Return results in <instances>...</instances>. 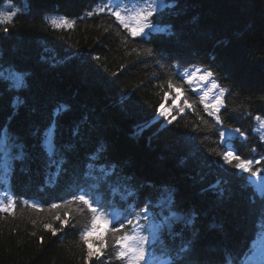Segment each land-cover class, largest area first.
Segmentation results:
<instances>
[{"label":"trees","instance_id":"16d2710c","mask_svg":"<svg viewBox=\"0 0 264 264\" xmlns=\"http://www.w3.org/2000/svg\"><path fill=\"white\" fill-rule=\"evenodd\" d=\"M162 1L173 8L153 19L160 31L136 37L96 12L105 0H25L0 26V70L26 81L16 89L0 76V141L13 157L6 187L0 152V191L16 199L14 211L0 212V264H124L116 241L130 226L113 235L115 225L99 221L88 244L81 239L91 218L75 199L82 192L106 216L147 206L157 219H175L151 249L156 261L165 253L172 264H244L255 251L264 235L254 227L264 223L258 190L235 160H223L221 125L179 73L213 72L226 89L222 126L244 133L231 145L263 172L255 117L264 120V0ZM52 16L75 24L56 28ZM169 79L191 107L165 124L157 115L174 91Z\"/></svg>","mask_w":264,"mask_h":264},{"label":"snow or ice","instance_id":"6c2138e0","mask_svg":"<svg viewBox=\"0 0 264 264\" xmlns=\"http://www.w3.org/2000/svg\"><path fill=\"white\" fill-rule=\"evenodd\" d=\"M160 8V4L157 0H133L131 6L127 4H122L120 0H105V4L103 7H100L96 10V12H103L106 9L110 13L111 16L115 17L116 21L126 29L133 37L140 36L145 33L146 29H154V22L152 17L157 14L158 9ZM20 12L19 8L13 10V6L9 3L7 10L0 11V25H9L13 23L14 18ZM96 13L89 12L88 15H94ZM52 26L56 28H72L75 24V21H69L67 18H53L50 20ZM4 32L8 31L7 27L3 28ZM213 72L208 69H201L200 67H194L188 71H183L179 73L180 79L189 85H193L192 90L196 91L197 88L194 85V81H205L207 82L208 78L213 77ZM15 83H12L10 86L19 87L22 85V78L20 76L15 77ZM169 89H174L179 93V88L173 84L172 80H168ZM213 89H217V92L209 98V92ZM226 89H223L219 86L215 79L211 80L210 86L204 89L199 93L198 99L201 104L204 105V110L207 111L209 116H213L215 119L216 125H221V128L218 129L220 136L224 138L222 142L225 144V149L223 153V160L232 164L233 160L236 161L234 167L241 172L250 173L248 179L255 184L256 189L258 190V196L261 198L262 206H264V176L261 175V169L257 168L253 171V163L260 164V160L253 159H244L241 158L240 155L236 154L238 149L231 145V139L235 134H239L240 136H244V133L241 132L239 128L228 130L222 126L223 122L221 120L220 108L224 105V101L222 97L224 96ZM165 98H167V93L165 94ZM179 98V95L177 96ZM187 104V101H185ZM163 105H161V108ZM191 107V105H188ZM184 109H180L179 111L183 112ZM160 116L167 118V113L165 111H159ZM255 120L257 121V130L264 131V120L261 119L260 116H256ZM171 120H168V123H171ZM215 127V125H214ZM51 139L50 143L55 146L54 133H49ZM247 139V137H244ZM260 139H264V135L260 137ZM264 159V157H262ZM252 178H255L254 180ZM75 199L79 201L82 205L87 206L88 210L91 213L90 218V227H87L80 235L81 239L85 244H88V236L93 232L97 231V223L99 221H103L104 223H113L115 227L112 229L113 235L120 232L121 228L127 227L131 225V232L123 233L121 236L117 238V244L120 245L119 249L116 251L115 255L117 259H120L124 262V264H157L155 260V252L150 250L149 245L153 244V241L149 239L148 235H143L142 232L146 229L141 225V215L139 213L130 212L126 216L121 217H112L111 219L105 215L104 212L99 211L98 202L94 201L91 198V194L88 192H82L78 194ZM25 205H29L37 210H39L40 205L35 202L24 201ZM70 203V202H69ZM94 203L97 206L94 207ZM16 207V199L15 197L8 191L4 192V195L0 197V212H12ZM52 208L60 207L59 204L53 203L51 205ZM149 211L148 207L145 206L142 209L143 213H147ZM262 217H264V212H262ZM57 220L61 218L59 216L56 217ZM61 223H66V221H61ZM44 227L49 229L53 235L56 234L57 229L53 228L51 224H45ZM151 227V226H149ZM259 231L264 232V223H260L254 226ZM150 235L154 236V233H150ZM254 242V240L252 241ZM264 243V240H262ZM94 255L91 250V246H89L87 257L91 259ZM246 255V253H241V260ZM168 264H172V261L169 260ZM225 264H233L232 258H226ZM261 264H264V261H261Z\"/></svg>","mask_w":264,"mask_h":264},{"label":"rangeland","instance_id":"374dc122","mask_svg":"<svg viewBox=\"0 0 264 264\" xmlns=\"http://www.w3.org/2000/svg\"><path fill=\"white\" fill-rule=\"evenodd\" d=\"M120 2L122 4H127V5L131 6L133 3V0H120ZM157 2L160 4V8L158 9L157 14L152 17V20L155 17L161 15L163 12L173 8L172 4L167 2V1L157 0ZM9 3H11V5L13 6V10H15L16 8L23 10V9H25L24 6L26 5L25 0H1L0 11L7 10ZM103 6H104V4L99 6L98 8L103 7ZM103 13H107L108 15H110V13L108 12L107 9L105 11H103ZM53 18L59 19L62 17L52 16L50 18V20ZM113 18L115 19V17H113ZM150 31H160V28L154 23V29H146L144 34H146L147 32H150ZM0 76L5 78L6 80L11 81L12 83L16 82L15 81L16 76H20L22 78V85L19 87H15V88L19 89V88L26 86L25 76L21 73H17L16 71L11 70V69L6 68V70H0ZM211 80H212L211 77L208 78L207 82L197 80V81H194V85L199 87L200 91L202 92L204 89H206L210 86ZM216 92H217V89H213L211 92H209V98H211ZM178 95H179V98H177ZM183 98L184 97H183L181 91H179V93H178L177 91L174 90L171 93H169L167 95V98H166L164 104H163V107L162 108L160 107L158 110V113H159V111H165L167 113V118L162 117L158 114L157 120H163L165 122V124H168V120L172 121L173 119L176 118L177 114L184 113L186 111V109L188 108V105L185 103ZM181 108L184 109L183 112L179 111ZM256 131L260 137L262 135H264V131H258L257 127H256ZM50 139H51V137L49 136V141H50ZM49 144L51 146V143H49ZM0 152H1L2 158L4 159V167H5L6 163L12 160V158H11V156H12V145L8 142V139L5 136H3L1 141H0ZM6 187H8V186H6ZM5 191H6V188L3 189V191H0V197H2L4 195ZM147 214H149V212H147ZM179 217L180 216L176 217L177 222H179ZM173 220H175V219H167L166 221H163L158 226H156L157 229L154 233L153 241L159 237V233L161 234V232L164 231V227L167 229L172 228V226H173L172 221ZM261 240H264V235L262 237H260L256 242V250H255V253L253 255V259H255L256 262H260V257L262 255L261 247L264 249V243H262ZM95 248L96 247H94V248L91 247V250L93 251ZM263 255H264V253H263Z\"/></svg>","mask_w":264,"mask_h":264},{"label":"clouds","instance_id":"9594fccd","mask_svg":"<svg viewBox=\"0 0 264 264\" xmlns=\"http://www.w3.org/2000/svg\"><path fill=\"white\" fill-rule=\"evenodd\" d=\"M5 166H9V167L11 168L10 162H9V163H6V165H5Z\"/></svg>","mask_w":264,"mask_h":264}]
</instances>
